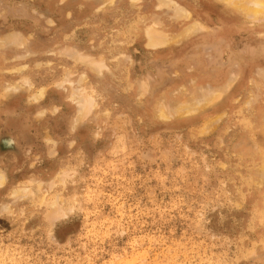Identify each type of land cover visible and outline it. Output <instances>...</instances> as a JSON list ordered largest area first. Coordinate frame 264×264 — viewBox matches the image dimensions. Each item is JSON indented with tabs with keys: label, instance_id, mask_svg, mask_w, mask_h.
<instances>
[{
	"label": "rangeland",
	"instance_id": "obj_1",
	"mask_svg": "<svg viewBox=\"0 0 264 264\" xmlns=\"http://www.w3.org/2000/svg\"><path fill=\"white\" fill-rule=\"evenodd\" d=\"M239 10L0 0V264H264V16Z\"/></svg>",
	"mask_w": 264,
	"mask_h": 264
},
{
	"label": "bare ground",
	"instance_id": "obj_2",
	"mask_svg": "<svg viewBox=\"0 0 264 264\" xmlns=\"http://www.w3.org/2000/svg\"><path fill=\"white\" fill-rule=\"evenodd\" d=\"M222 2H225V4L227 5H230V6H233L240 10H243L246 14V16H251V17H260V16H264V0H221ZM199 2V1H198ZM219 2V1H218ZM162 3V1H161ZM166 3L164 2V5ZM183 5V4H182ZM180 8V6H179ZM178 8V9H179ZM225 9V8H224ZM181 10V9H180ZM179 10V11H180ZM184 10V9H183ZM239 10V11H240ZM242 11V12H243ZM178 12V10H177ZM233 12V11H232ZM189 13V11H188ZM229 14V13H228ZM181 15V14H180ZM190 15V14H189ZM181 17V16H180ZM250 17V18H251ZM258 19V18H256ZM191 23V22H190ZM193 23V22H192ZM199 23V22H198ZM195 25V24H194ZM193 25V26H194ZM200 25V24H199ZM184 27V26H183ZM188 28H189V25H188ZM183 29V28H182ZM195 29V28H194ZM186 30V29H185ZM193 29H191L190 31H192ZM183 31V30H182ZM189 31V32H190ZM201 31V30H200ZM152 32V31H151ZM153 33V32H152ZM187 33V32H185ZM151 34V33H150ZM169 36V35H168ZM167 42V41H166ZM150 43V42H149ZM157 43V42H156ZM151 44V43H150ZM153 44V42H152ZM166 44V43H165ZM36 60V59H35ZM226 88V87H225ZM220 92V91H219ZM190 102V101H189ZM188 102V103H189ZM204 104V103H203ZM198 108V107H197ZM158 109V108H157ZM187 111V110H186ZM160 112V111H159ZM158 112V113H159ZM162 112V111H161ZM157 113V114H158ZM193 113V112H192ZM187 114V113H186ZM160 115V114H159ZM195 117V116H194ZM203 121V120H202ZM74 126V125H73Z\"/></svg>",
	"mask_w": 264,
	"mask_h": 264
}]
</instances>
